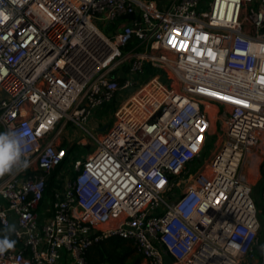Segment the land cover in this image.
I'll return each mask as SVG.
<instances>
[{
	"label": "built area",
	"instance_id": "obj_1",
	"mask_svg": "<svg viewBox=\"0 0 264 264\" xmlns=\"http://www.w3.org/2000/svg\"><path fill=\"white\" fill-rule=\"evenodd\" d=\"M116 99L108 128L89 129ZM69 123L94 144L74 163ZM7 130L28 166L0 176V233L20 241L0 264H86L112 235L147 264H264V185L259 208L249 177L264 157V0H0Z\"/></svg>",
	"mask_w": 264,
	"mask_h": 264
},
{
	"label": "rangeland",
	"instance_id": "obj_2",
	"mask_svg": "<svg viewBox=\"0 0 264 264\" xmlns=\"http://www.w3.org/2000/svg\"><path fill=\"white\" fill-rule=\"evenodd\" d=\"M100 27L103 28L105 33L108 35H112L114 33V29H108L103 24L97 23ZM162 80L166 82V77H162ZM122 99H116L112 101L111 103H108L99 109H97L94 114L92 115V118L90 122H88V128L95 131L98 126H105L106 124H111L114 120V114L117 110V107L120 105V102ZM214 108V107H213ZM215 108L212 110V113L214 115ZM218 128L221 127V122L219 121L217 123ZM213 129L215 130V118L213 119ZM87 137L86 131L83 129V127L76 125L74 123H69L65 130V142L64 145L68 148H71L69 151V157L71 163H74V160H82L85 159L93 150L94 144L91 140L85 141L83 144L80 143L81 137ZM215 139L214 135L210 136L207 140L204 153H203V159L205 157H209L213 153V140ZM68 163L67 166L71 170L72 164ZM249 177L251 181L254 183V198L256 202L259 205V208L262 207V186H263V180H264V157L262 155L256 154L254 158L253 165L249 168ZM45 203L50 207L52 204V194L50 192L47 193V199ZM264 219V216H262Z\"/></svg>",
	"mask_w": 264,
	"mask_h": 264
},
{
	"label": "trees",
	"instance_id": "obj_3",
	"mask_svg": "<svg viewBox=\"0 0 264 264\" xmlns=\"http://www.w3.org/2000/svg\"><path fill=\"white\" fill-rule=\"evenodd\" d=\"M155 73H157L156 69L147 66V74L153 75ZM143 78H146V75ZM53 179L54 178H52L48 183L46 199L48 192L53 194ZM261 215L264 216L263 214ZM4 236L5 235L2 237ZM8 238L12 241V244L20 243V241L14 236L8 235ZM131 244V241L120 236L112 235L106 237L101 241L94 243L87 249L85 253L86 264H134L135 261L141 257V254H136L137 250L134 246H132L133 244Z\"/></svg>",
	"mask_w": 264,
	"mask_h": 264
},
{
	"label": "clouds",
	"instance_id": "obj_4",
	"mask_svg": "<svg viewBox=\"0 0 264 264\" xmlns=\"http://www.w3.org/2000/svg\"><path fill=\"white\" fill-rule=\"evenodd\" d=\"M27 140L16 132L0 131V176L13 171L19 172L28 166ZM15 230L14 225H7L6 235L0 237V252L11 246L7 233Z\"/></svg>",
	"mask_w": 264,
	"mask_h": 264
},
{
	"label": "water",
	"instance_id": "obj_5",
	"mask_svg": "<svg viewBox=\"0 0 264 264\" xmlns=\"http://www.w3.org/2000/svg\"><path fill=\"white\" fill-rule=\"evenodd\" d=\"M133 18H134L133 13H127V14L121 16V19H133ZM108 126H109V124H106L105 126L101 127V130L105 131L108 128ZM4 232L5 231L2 230V232L0 233V237L3 235ZM259 250H260V248H259ZM105 264H109V263H105Z\"/></svg>",
	"mask_w": 264,
	"mask_h": 264
},
{
	"label": "crops",
	"instance_id": "obj_6",
	"mask_svg": "<svg viewBox=\"0 0 264 264\" xmlns=\"http://www.w3.org/2000/svg\"><path fill=\"white\" fill-rule=\"evenodd\" d=\"M215 112H216V109L214 111V115L213 113L211 112V114L213 115V119L215 118ZM217 126V125H216ZM132 245V244H131ZM133 246V245H132ZM136 254H139V252H137ZM139 260V261H138ZM134 264H147L146 261L143 259V257L141 256L140 258H138Z\"/></svg>",
	"mask_w": 264,
	"mask_h": 264
},
{
	"label": "snow or ice",
	"instance_id": "obj_7",
	"mask_svg": "<svg viewBox=\"0 0 264 264\" xmlns=\"http://www.w3.org/2000/svg\"><path fill=\"white\" fill-rule=\"evenodd\" d=\"M6 19V17H4ZM226 99H229V98H226ZM237 102H240V101H237Z\"/></svg>",
	"mask_w": 264,
	"mask_h": 264
},
{
	"label": "bare ground",
	"instance_id": "obj_8",
	"mask_svg": "<svg viewBox=\"0 0 264 264\" xmlns=\"http://www.w3.org/2000/svg\"><path fill=\"white\" fill-rule=\"evenodd\" d=\"M212 115V114H211ZM212 117H213V115H212Z\"/></svg>",
	"mask_w": 264,
	"mask_h": 264
}]
</instances>
